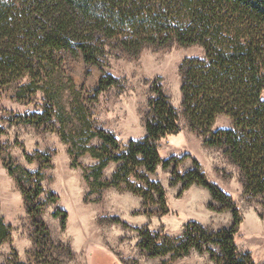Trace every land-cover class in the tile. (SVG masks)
<instances>
[{"label": "trees", "instance_id": "16d2710c", "mask_svg": "<svg viewBox=\"0 0 264 264\" xmlns=\"http://www.w3.org/2000/svg\"><path fill=\"white\" fill-rule=\"evenodd\" d=\"M172 44L200 45L205 50L203 57L187 58L180 67L183 115L191 129L204 137L207 146L222 148L238 166L245 192L264 201V0H0V91L17 85L20 101L44 92L52 104L45 105L43 112L11 119L41 126L56 113L53 101L62 91L57 75L65 55L102 66L113 50L137 56L146 47ZM118 84L113 76L102 78L96 94ZM152 92L144 138L122 145L103 129L79 128L81 141L72 140L73 165L89 154L98 160L85 172L92 189L124 184L146 206L159 204L163 214L168 212L165 191L147 173L172 168V185L182 183L183 190L194 184L204 187L221 204L220 211H231L232 225L212 231L192 221L176 239L145 230L140 247L150 257L169 253L181 257L195 250L208 253L217 264H255L250 253L238 249L236 236L243 218L232 196L207 178L196 159L193 168L182 174L178 166L189 156L162 158L158 142L181 131L180 114L159 80L153 82ZM81 113V120L89 125ZM222 115L232 120V127L212 130ZM94 138L101 144H90ZM3 160L11 176L20 172L17 180L35 228L36 256L43 264H54L48 262L47 248L54 244L42 218L43 203L38 201L44 192L43 167L32 173ZM110 163L119 167L108 181L103 173ZM141 168L145 173L139 174ZM132 176L144 185L136 184ZM24 178L34 179V185L25 188ZM53 215H62L65 227L67 212L57 209ZM10 232L0 218V245L10 239ZM8 262L30 264L20 261L15 250Z\"/></svg>", "mask_w": 264, "mask_h": 264}, {"label": "rangeland", "instance_id": "374dc122", "mask_svg": "<svg viewBox=\"0 0 264 264\" xmlns=\"http://www.w3.org/2000/svg\"><path fill=\"white\" fill-rule=\"evenodd\" d=\"M204 55L200 45L149 46L137 56L113 50L102 66H89L81 56L67 54L62 72L57 75V86L62 91L53 101L56 113L41 126L11 119L17 114L43 112L45 105L52 104L44 92L30 101H20L16 97L17 85L0 91V218L11 227L10 239L0 245V264H10L13 250L22 262H44L36 256L35 228L17 180L20 172L11 176L4 158L32 173L43 167L44 192L38 201L43 203L42 218L54 244L47 248L48 262L217 264L208 253L195 250L181 257H173L172 253L150 257L139 245L145 230L176 239L183 236L186 225L192 221L212 231L229 228L233 222L231 211H220L221 204L207 189L196 184L186 190L182 189V183L172 185V168L159 167L155 173H147L165 191L168 212L163 214L159 204L146 206L143 198L127 190L124 184L121 188L92 189L85 172L98 160L89 154L80 156L78 165H73L72 140L81 141L79 128L103 129L116 136L122 145L145 137V117L156 80L178 109L181 125L177 135L158 142L162 158L189 156L178 166L182 174L193 168L196 159L207 178L232 196L243 218L236 236L238 249L250 253L255 264H264L263 199L245 192L238 166L222 148L207 146L204 137L191 129L183 115L180 67L185 59ZM108 76L117 78L119 84L97 95L100 80ZM79 111L85 114L89 125L81 120ZM231 127L232 120L222 115L212 130ZM90 144L98 146L101 141L94 138ZM118 167L119 164L110 163L103 179L110 181ZM142 173L143 168L139 169V174ZM131 180L144 185L134 176ZM22 182L25 188L34 185V179L24 178ZM51 195L58 199L52 201ZM57 209L67 212L65 227L62 215H53Z\"/></svg>", "mask_w": 264, "mask_h": 264}, {"label": "crops", "instance_id": "0c3cea01", "mask_svg": "<svg viewBox=\"0 0 264 264\" xmlns=\"http://www.w3.org/2000/svg\"><path fill=\"white\" fill-rule=\"evenodd\" d=\"M216 129H220V128H216Z\"/></svg>", "mask_w": 264, "mask_h": 264}]
</instances>
